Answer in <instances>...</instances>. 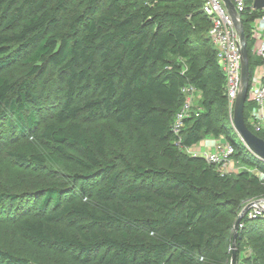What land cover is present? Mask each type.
I'll use <instances>...</instances> for the list:
<instances>
[{"label":"trees","instance_id":"16d2710c","mask_svg":"<svg viewBox=\"0 0 264 264\" xmlns=\"http://www.w3.org/2000/svg\"><path fill=\"white\" fill-rule=\"evenodd\" d=\"M202 5L0 0V133L36 134L7 152L47 176L24 193H0V264H227L241 202L264 198V184L245 169L222 174L174 143L185 84L200 91L203 111L185 119L182 147L230 124ZM258 13L243 14L250 72L259 59L248 21ZM16 61L22 74L9 77ZM45 105L55 110L42 122L35 108ZM254 106L246 101L245 122L264 139ZM107 134L119 149H108ZM8 140L0 134V144ZM230 142L234 159L264 171L263 161ZM21 194L38 205L4 216L3 200L21 202ZM241 223L236 264L248 248L241 260L264 264V212Z\"/></svg>","mask_w":264,"mask_h":264},{"label":"built area","instance_id":"2783aa9c","mask_svg":"<svg viewBox=\"0 0 264 264\" xmlns=\"http://www.w3.org/2000/svg\"><path fill=\"white\" fill-rule=\"evenodd\" d=\"M202 9L210 21L209 37L216 49L218 65L225 76V95L228 100L230 119L234 99L240 86L241 56L239 52V38L233 20L225 8L222 0H202ZM243 21L246 17L259 11L253 19L248 21L249 36L252 40L251 52L259 59L250 72L247 99L255 104L251 111V118L255 131L264 130V7L253 6L254 0H230ZM244 26V23H243ZM183 102L176 112L172 124V132L176 136L174 143L182 149L205 160L207 163L219 168L231 169L234 158L235 147L231 142L216 141L211 146L198 148L195 144L189 147L180 145V132L184 126L185 119L191 116V109L196 99L200 97V91L192 84H185L182 89ZM196 146V148H194ZM242 169L254 174L264 184V171L258 165L245 166ZM225 174V173H222ZM261 208L264 202H261ZM260 207L254 206L247 212L250 218L263 214ZM242 227L240 222L239 228ZM248 252L250 250L248 249ZM237 264H240L237 263Z\"/></svg>","mask_w":264,"mask_h":264},{"label":"rangeland","instance_id":"374dc122","mask_svg":"<svg viewBox=\"0 0 264 264\" xmlns=\"http://www.w3.org/2000/svg\"><path fill=\"white\" fill-rule=\"evenodd\" d=\"M23 67L24 66L20 64L19 61H16L11 68H8L6 70L5 73L9 77L16 78L22 74ZM200 100H201V94H200V97L196 99V101L194 102V105L192 106L191 115H198L199 113L203 111ZM35 109L37 112L36 117L42 122H47L51 120L52 114L55 110L54 107L50 105H47V106L45 105V106H42L41 108L36 107ZM229 121H230V124L228 122V125H226V127L221 130L218 136L206 135L201 140L200 145H199L200 141L197 143V145H199L201 148H205V147L211 146L216 141H221V142L232 141L234 142V144L241 146V144L243 143L239 135L233 129L231 119H229ZM0 134L1 136L8 135V134L10 135V140H8L5 144H0V193H9V194L24 193L25 191L32 188L34 185H38L42 183V181L47 180V176L44 173V171L38 170L37 168H33V167L25 168V167L18 166L17 163L13 159L10 158V155L7 152L8 150H13V149L18 148L25 141L36 140V134L28 132L25 135V137L19 138L16 131L8 132L7 129L4 130V133L2 132ZM106 143H107L108 149L110 150L113 148L115 149L120 148L116 139L110 134H107L106 136ZM196 146L194 148H196ZM37 147L42 152H46L48 150L46 146L40 142H37ZM182 151L189 156H193L190 152L186 151L185 149H182ZM246 165H247L246 163H242L240 160L234 159L231 169L217 167V170L220 171V173H225L226 175H229V176H235L238 174L239 171L244 170L242 168L245 167ZM23 195L22 194L20 195L21 196L20 198L22 199L21 202L18 199L14 201H10L8 199L3 200L2 209H3L4 216H10L11 214H13L15 211L14 208L18 207L19 205L28 206L29 202L32 205H35V206L38 205L39 199L37 198L32 199L30 196L27 197L26 195H24L26 196L24 197ZM259 199H262V197L246 198L242 200L240 211L248 203L254 200H259ZM230 233H232V229ZM228 252H229L230 257L227 260V264H230V258H231V252H232L231 243L228 246ZM250 254H251L250 252H245V251L241 252V255L239 257L240 260H238L237 263L240 262V264H247L245 260L242 261L241 259L243 256H249Z\"/></svg>","mask_w":264,"mask_h":264},{"label":"water","instance_id":"95a60500","mask_svg":"<svg viewBox=\"0 0 264 264\" xmlns=\"http://www.w3.org/2000/svg\"><path fill=\"white\" fill-rule=\"evenodd\" d=\"M225 8L230 14L234 26L237 30L239 38V52L241 56V72H240V86L237 95L234 99L233 112H232V127L239 135L242 143L246 149L264 162V139L253 133L247 126L244 118V107L247 99V90L249 85L250 70H249V57L247 49V39L244 31L243 21L240 14L236 11L233 3L230 0H222ZM253 6L256 8L264 7V0H254ZM261 202H264V198L254 200L245 205L240 213L237 215L232 227V239H231V258L230 264H236V243L238 228L242 218L247 212L254 206L261 208ZM264 212V207L261 208Z\"/></svg>","mask_w":264,"mask_h":264},{"label":"crops","instance_id":"0c3cea01","mask_svg":"<svg viewBox=\"0 0 264 264\" xmlns=\"http://www.w3.org/2000/svg\"><path fill=\"white\" fill-rule=\"evenodd\" d=\"M200 143H201V141L199 142V145H200ZM207 143H208V142H207ZM195 145H197V143H196ZM199 145H197V146H198V148H201Z\"/></svg>","mask_w":264,"mask_h":264}]
</instances>
